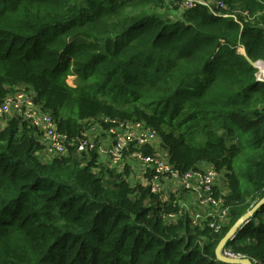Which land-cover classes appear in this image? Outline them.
Instances as JSON below:
<instances>
[{
	"label": "trees",
	"instance_id": "1",
	"mask_svg": "<svg viewBox=\"0 0 264 264\" xmlns=\"http://www.w3.org/2000/svg\"><path fill=\"white\" fill-rule=\"evenodd\" d=\"M222 2L214 15L166 0H0V103L26 87L67 136L66 153L45 159L37 127L20 114L0 122V264H228L219 241L264 197V0ZM112 121L157 133L130 158L218 171L219 232L153 192L150 166L137 163L146 180L135 181L128 162L107 169L78 151ZM263 214L225 248L264 264Z\"/></svg>",
	"mask_w": 264,
	"mask_h": 264
},
{
	"label": "built area",
	"instance_id": "2",
	"mask_svg": "<svg viewBox=\"0 0 264 264\" xmlns=\"http://www.w3.org/2000/svg\"><path fill=\"white\" fill-rule=\"evenodd\" d=\"M169 7L178 11L193 9L197 6L208 7L214 15L216 9L225 7L222 0H166ZM258 68L257 77L260 81H264V60L255 62ZM33 92L21 87L13 94L8 95L0 103V122L6 123L7 117L10 115L23 116L32 126L37 127L44 137L46 143L45 151L51 156H58L67 151V136L58 131L54 125L51 116L39 110L33 101ZM105 121H109L105 119ZM107 129V133L112 137V145L109 149L102 148L97 140L89 132L84 135L78 143V151L96 150L97 153L107 154V169L119 167L125 160V153L131 143L140 146L153 142L157 138L155 130L146 126L142 122H134L125 124L123 122L112 121ZM93 130V127L90 129ZM133 158L146 168L152 169L151 190L153 192L167 193L163 189L161 183L163 179L175 181L179 187L184 188L187 192L195 194L197 202L195 208L188 209L191 214L192 224L197 225L202 220L208 219L209 226L219 232L228 216V207L224 205V198H215L212 194L215 182L219 177L218 171L208 166L205 168H197L185 173L176 170L163 156H156L136 151ZM144 169V170H145ZM171 216H175L171 214ZM223 254L231 258L244 257L240 254L233 253L230 249L224 248Z\"/></svg>",
	"mask_w": 264,
	"mask_h": 264
},
{
	"label": "crops",
	"instance_id": "3",
	"mask_svg": "<svg viewBox=\"0 0 264 264\" xmlns=\"http://www.w3.org/2000/svg\"><path fill=\"white\" fill-rule=\"evenodd\" d=\"M239 51L241 53H245L243 47L239 48ZM88 132L94 136V138L97 140V142L102 148L109 149L111 147L112 145L111 135H109L105 129L101 128L99 124L93 125V130L92 131L89 130ZM41 140L44 142L43 135L41 136ZM40 153L45 159L51 158V155L47 153L45 150L41 151ZM98 154H99L98 156L99 163L106 168L108 162L107 154H101V153ZM125 162H128L129 165L133 168L132 178L135 181L146 180L144 173H142L141 172L142 170L139 169L138 167L137 161H135L134 158H130L128 156H126L124 162L119 167H117L118 171L124 168ZM161 183L164 185L163 189H165L167 192L174 193L176 197L180 200L181 205H183L186 209L192 210L193 208H195L197 199L194 193L183 191L181 189L182 187H179L175 181H172L170 179H163Z\"/></svg>",
	"mask_w": 264,
	"mask_h": 264
},
{
	"label": "water",
	"instance_id": "4",
	"mask_svg": "<svg viewBox=\"0 0 264 264\" xmlns=\"http://www.w3.org/2000/svg\"><path fill=\"white\" fill-rule=\"evenodd\" d=\"M264 205V197L261 198L250 210H248L242 217H240L226 232V234L222 237L216 247V255L217 257L228 263V264H254V261L249 257H240V258H231L223 254V250L227 243L230 240H233L242 226L250 221V219L254 216L256 210Z\"/></svg>",
	"mask_w": 264,
	"mask_h": 264
},
{
	"label": "rangeland",
	"instance_id": "5",
	"mask_svg": "<svg viewBox=\"0 0 264 264\" xmlns=\"http://www.w3.org/2000/svg\"><path fill=\"white\" fill-rule=\"evenodd\" d=\"M263 216H264V214H263Z\"/></svg>",
	"mask_w": 264,
	"mask_h": 264
}]
</instances>
